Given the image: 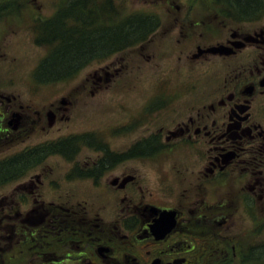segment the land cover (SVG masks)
I'll return each instance as SVG.
<instances>
[{
  "label": "flooded vegetation",
  "instance_id": "flooded-vegetation-1",
  "mask_svg": "<svg viewBox=\"0 0 264 264\" xmlns=\"http://www.w3.org/2000/svg\"><path fill=\"white\" fill-rule=\"evenodd\" d=\"M111 1L108 0L109 5ZM140 1L154 7L151 11H143L150 22L143 40L156 37L163 44L166 37L182 42L189 47L181 51L195 64L204 60L217 64L202 65L204 75L201 77L179 70L181 79H191L189 81L180 80L173 67V74L168 76L170 68L164 63L157 67L161 77L153 93L156 92V96L160 93L158 98L169 99L177 108L174 126L169 127L167 121L168 127H165L164 117L168 115L157 111V117L149 126L163 125L162 129L149 130L141 139L126 141L118 149L111 148L121 144L123 133L127 134L143 115L147 102L153 100L148 95L136 112H132L130 104H119L118 110L122 112L118 123L115 121L107 126L114 130V142L112 139L99 142L97 129L71 131L0 157V164L6 158L13 161L11 166L7 165L10 167H1L6 169L0 173V185L23 166L40 158L43 152H59L66 159L73 157L67 176L75 172L78 176H94L98 180L103 177V168L113 171L110 184L114 185L115 192H129L132 185L141 183L137 185L138 198L116 195L108 199L104 209L109 210L107 215L114 214L113 219L105 220L99 212V218L83 214L82 224H78L77 215H70L72 211L61 207L59 215L65 228L56 221L49 222V218L34 219L33 214L39 207L31 208L32 192L29 186L23 185L26 189L15 192V203L26 212L15 205L17 208L11 209L13 213L0 215V264H249L264 254V21L259 13L264 8V0ZM1 3L0 10H3L10 1L2 0ZM42 4L30 9L35 14L49 11L46 23L30 20L25 27L30 32L37 31L34 41L41 38L38 45L45 47L37 66L52 50L51 44L57 41L58 33L69 30L64 28L52 33L55 25L74 26L81 34H95L94 41L99 43L101 36L113 32L118 23L111 20L112 11L105 3L99 4L103 12L93 21L84 19L85 14L82 20L70 21L73 17L64 14L68 6H56L52 10V5L43 7ZM58 17L63 21H51ZM83 23L92 24L93 32L84 28ZM30 35L25 33L27 38ZM5 39L9 38L2 29L0 57L6 54L2 43ZM98 49L97 45L92 54L99 56ZM37 66L30 70L29 77L38 78ZM4 71L3 75L13 73L15 65L7 69L6 74ZM173 75L181 84L165 85ZM17 80L15 76L6 78L7 83L0 91L14 87ZM114 82V93L122 92V76L115 75ZM24 105L31 107L30 103ZM19 108L16 96L0 94V132L10 131L7 125L12 126ZM42 111L47 114V126H52L48 117L52 110L48 106ZM21 118L23 115H19L18 124ZM28 125L30 123L23 128ZM60 142L67 146L59 148ZM84 143L93 147L90 149L96 156L94 159L87 161L78 157L82 150L80 145ZM149 143L153 146L147 148ZM150 161L155 162L153 168L159 172L155 175L159 188L149 189L144 184L146 177L141 182L135 174L133 162L142 166ZM107 163L108 167L104 165ZM122 164L128 167L120 171ZM8 169H11L9 175H4ZM177 172H182L181 178L171 177ZM166 179L173 182L172 199L161 194L166 188ZM192 186L205 188V195L192 196ZM183 187L187 196L174 200L176 190ZM125 198L138 201L142 198L139 202L142 204L147 199L148 202L145 209L135 203L124 212ZM146 209L151 215L144 220L142 210ZM239 217L241 221L235 224ZM2 221L6 224L2 225ZM248 221L254 225L252 240L244 239V234L238 232L242 226V230L249 231Z\"/></svg>",
  "mask_w": 264,
  "mask_h": 264
},
{
  "label": "rangeland",
  "instance_id": "rangeland-1",
  "mask_svg": "<svg viewBox=\"0 0 264 264\" xmlns=\"http://www.w3.org/2000/svg\"><path fill=\"white\" fill-rule=\"evenodd\" d=\"M9 6L0 10V32L5 31L9 39H5L3 43V49L6 52L4 57H0V88L5 85L6 78L10 76H15L18 78V83L13 84L14 87H10L4 91H0V94L16 96V99L20 103L19 114L21 121L18 124L19 115L15 118L14 122L8 124L9 132H0V157L6 156L11 151L18 150L20 148H25L27 146H33L38 141L46 139L48 137H55L59 133L64 132H82V131H92L94 129L99 130L97 132V138L99 142L102 141H112L114 142V136L110 127H107L114 123H118V117L121 114V110H118L119 104H126L132 106V112H136L139 109L141 103L146 101L148 95H151L153 100L147 102V107H145L143 115H140L138 121L135 122L131 130L125 134L123 133L121 137V144L118 146H112L111 148H120L126 141H132L141 139L143 135L149 130L162 129L163 125H157L158 127L149 126L150 123L154 122V117H157L156 112L159 111L163 115H168L164 117L165 127L167 121L169 122V127L175 125V116L177 117L178 110L170 102L169 99H164L160 96H156V92L153 93L158 83L160 82L161 72L156 71L159 65L164 63L170 68L168 76H171V68L173 67L174 73L180 80L189 81L191 79H181L180 71H184L186 75H196V77L203 76L202 65L217 64L215 61L208 62L204 60L202 63L195 64L191 61L189 57L186 56L183 48H188L189 45L178 43L174 40L163 38L162 41H166L160 44L156 37H150L148 40H140L136 45L125 48L118 52L109 53L103 51L98 46L99 56L96 54H90L83 59L76 72L72 76H62L55 79H47V77L42 76L36 78L30 76V70H32L37 61L44 51L43 45H38L39 41L35 39L36 32H30L29 29L25 28L29 21L46 23L45 18L49 15L47 12H31V6H51L52 10L56 6L65 5L69 0H9ZM93 8L87 7L85 9H80L76 7V11H81L80 13H72L76 15H86L84 19L94 20L103 11L99 8V4L105 3L109 5L108 0H92ZM104 1V2H103ZM2 0H0V4ZM7 2V0H5ZM112 5V6H110ZM109 8L112 11V18L114 23L117 25H122L119 23L127 16L143 15V11H151L154 9L152 5L146 6V4L141 3L140 0H112L110 2ZM36 8V7H35ZM40 9V7H38ZM264 8L259 10L260 18L264 21ZM75 12V11H74ZM241 15L243 13L240 12ZM32 16H36L33 18ZM61 17L51 20L53 23L60 21ZM83 19V18H82ZM31 21V22H32ZM70 21H75V19H70ZM124 21V20H123ZM22 24V25H21ZM60 24L58 30H63L64 28L72 29L74 26H63ZM67 25V22H66ZM84 28H90L93 32L92 24H85ZM149 25V24H147ZM62 32V31H60ZM25 33L30 35L29 38L25 36ZM74 33H77L75 31ZM91 34V33H87ZM43 37V35H42ZM162 37V36H160ZM175 43V44H174ZM50 44V43H49ZM53 47L55 46L52 45ZM195 49V46H191ZM92 49V48H91ZM219 49V48H218ZM222 50V49H221ZM219 50V51H221ZM218 61L217 59H215ZM15 65L16 71L10 73L9 75H3V71L6 74V70ZM41 71H45L41 68ZM58 70L50 69V72L54 74L59 73ZM37 73V70H35ZM46 75H51L45 71ZM67 73V72H64ZM121 75L123 83H121L122 89L120 93H114V76ZM168 76L165 78L167 79ZM175 75L171 77L170 81H166L165 85L171 84H181L180 81L174 79ZM46 79L45 81H43ZM54 80V81H53ZM12 83V82H10ZM36 87L29 90V87ZM153 94V95H152ZM150 97V98H151ZM7 100L6 98L4 99ZM24 103H30V106H25ZM50 107L52 111H49L48 115L51 114L52 122L50 127L47 126L48 120L46 115L43 113L46 107ZM120 109V108H119ZM118 112H120L118 114ZM156 114V115H155ZM13 117V116H12ZM55 117V118H54ZM162 117V116H161ZM174 118V119H172ZM153 119V120H152ZM170 119H172L170 121ZM150 120V122H148ZM17 122V123H16ZM25 128V125L29 124ZM22 127V128H21ZM15 132V133H14ZM92 139V138H90ZM85 142V141H84ZM81 151L78 157L84 160L94 159L96 156L91 151L90 145L86 143L81 144ZM153 144L149 143L147 148L152 147ZM68 157V156H67ZM76 158V155H75ZM151 158V157H149ZM73 157L63 158L59 152L53 154L41 153L40 158L34 162H29L27 165L23 166L17 173L8 178V181L0 185V215L4 212L13 213L11 209H16L17 205L15 203V192L17 190H24L23 185L29 186V190L32 192L31 197H29V202L32 204L31 208L39 207V209L33 214L35 220H40L43 218H49V222L56 221L61 227L65 228V223L61 220L59 213H62L61 207L72 211L70 215H77L76 222L82 224L83 214H87L90 217H97V213L105 219H113L114 214L110 212L109 215L106 212L109 210L104 209L108 205V199L112 196L121 197H135L138 198L137 189L141 186V183L132 185L130 191H114V185L110 184L113 175L111 170L104 168L101 170L103 177L96 180L94 176L81 177L73 172L71 175L67 176V172L71 171V161ZM36 163V164H35ZM154 161L148 162L146 165L140 166L133 162V167L136 170L135 174L138 178L144 180V184L148 186L149 189L159 188V185L155 181V175L159 174L153 168ZM172 164V162H170ZM136 164V165H135ZM106 167L109 163L104 164ZM112 166V164H110ZM132 164H129L131 168ZM128 166L122 164L120 171L126 169ZM151 169V170H150ZM109 170V171H108ZM124 171V170H123ZM189 173L186 174L188 177ZM171 177L181 178L182 172L172 173ZM172 179H166V188H163V193L168 199H172ZM109 183V184H108ZM182 184V183H180ZM178 185V184H177ZM185 187L176 190L174 200H179L187 196V190ZM192 196L199 197L205 195V188L201 186L191 187ZM235 189V188H234ZM159 190V189H158ZM209 191V189H207ZM114 193H116L114 195ZM227 192L224 190V195ZM124 199L123 203L126 207L122 206L124 212L130 209V205H134L139 208H146L145 203H139L138 199ZM18 206V205H17ZM19 207V206H18ZM81 207V208H78ZM22 211L26 212L25 208L19 207ZM121 208V209H122ZM50 209L49 212L47 210ZM148 209V208H147ZM142 210V215L144 220L149 219L150 213L148 210ZM84 210V211H83ZM52 215V216H51ZM69 215V216H70ZM86 219V218H85ZM91 220V219H89ZM241 221V218L235 220V224ZM94 225L92 221H89ZM2 225L6 224V221L1 222ZM249 225V231L246 232L242 228L238 229V232L243 233L244 239L252 240L254 225L252 222H247ZM117 226V224H114ZM67 227V226H66ZM69 228V227H67ZM114 234L118 235L114 230ZM264 240V237H262ZM246 251V250H241ZM249 264H264V254L258 256L255 263Z\"/></svg>",
  "mask_w": 264,
  "mask_h": 264
},
{
  "label": "trees",
  "instance_id": "trees-1",
  "mask_svg": "<svg viewBox=\"0 0 264 264\" xmlns=\"http://www.w3.org/2000/svg\"><path fill=\"white\" fill-rule=\"evenodd\" d=\"M65 5L68 6L69 9L64 14H69L68 18L73 17L75 21L82 20L83 16H74L72 14L73 11H75V13L81 12L76 11V7H80L82 10L87 7L93 8L94 6L92 0H69ZM78 5L80 6L78 7ZM60 21H63V19H60ZM119 23L123 24L117 25L113 29V32H107L108 34L102 35L99 43L94 41L96 36L95 34H81L80 32L74 33L77 31L75 28L58 33L57 30L60 26L55 25L53 27L54 29L52 33H58V39L56 42L51 44V46L54 44L55 46H52V50L47 55L46 59L41 61L36 67L38 77L45 76L47 79H55L74 73L79 63L85 59L86 56L95 53L97 45L104 51L108 52L134 46L143 38L144 34L146 33V25L150 24L144 15L127 16L122 20L120 19ZM108 37L112 38V40L108 41ZM41 68H44L45 71L51 75H45V71H41L40 74L39 72ZM50 69H59L60 71L58 74H54L50 72ZM66 146L65 142H60L58 145L59 148H65ZM12 162L13 161L11 159L6 158L5 162L0 164V173L6 169L1 167H6L10 164L12 165ZM9 171H11V169H8V171L4 172V175L6 174L8 176Z\"/></svg>",
  "mask_w": 264,
  "mask_h": 264
},
{
  "label": "water",
  "instance_id": "water-1",
  "mask_svg": "<svg viewBox=\"0 0 264 264\" xmlns=\"http://www.w3.org/2000/svg\"><path fill=\"white\" fill-rule=\"evenodd\" d=\"M48 117H49V121H51L52 120V116L49 114Z\"/></svg>",
  "mask_w": 264,
  "mask_h": 264
}]
</instances>
